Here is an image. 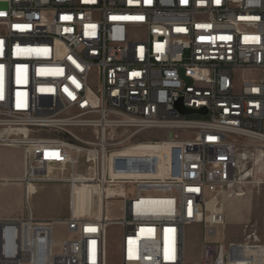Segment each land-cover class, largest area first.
<instances>
[{"label":"built area","instance_id":"1","mask_svg":"<svg viewBox=\"0 0 264 264\" xmlns=\"http://www.w3.org/2000/svg\"><path fill=\"white\" fill-rule=\"evenodd\" d=\"M0 12V146L22 150L24 206L0 218V264H107L109 224L121 264H264L254 224L215 239L235 187H264L245 168L264 158V0H0ZM139 141L169 152L154 167L128 151ZM44 184L68 188L65 218L33 215ZM79 187L95 190V214L75 211ZM192 224L203 236L187 261Z\"/></svg>","mask_w":264,"mask_h":264},{"label":"rangeland","instance_id":"2","mask_svg":"<svg viewBox=\"0 0 264 264\" xmlns=\"http://www.w3.org/2000/svg\"><path fill=\"white\" fill-rule=\"evenodd\" d=\"M148 133L138 134L134 139L141 140ZM157 131H151L150 135H157ZM162 136V135H161ZM131 153L151 156V164L156 167L157 159L167 155L169 149L160 142H136L131 146ZM128 151H125L128 153ZM253 167L254 175H261L264 178V158L262 162L252 165L248 162L245 168ZM148 175V174H146ZM59 184H45L38 188V191L31 197L30 203L33 215L37 211L45 212L51 218L61 219L68 214V192L67 187H58ZM133 195L131 187L127 186ZM109 189L106 191L109 194ZM236 195L224 199V211L231 219H237L236 223L228 225L225 217L224 224L218 228L215 239L218 242L241 240L243 238V227L246 224H254L257 231L264 235V187L256 185L252 181H247L235 187ZM109 194L108 196H110ZM74 201L77 211L81 214H95L100 207L97 204L96 192L93 188L79 187L75 191ZM120 200L113 198L108 202V217L119 219L121 217ZM35 216V215H34ZM244 216V219H243ZM239 218V219H238ZM242 222L240 223L238 220ZM239 223V225H238ZM239 227V228H238ZM57 238L65 236V229L62 223L55 225ZM202 228L198 224L185 227L184 232V252L187 261H195L199 258L200 246L202 242ZM121 237V227L116 224H109L106 231L107 242V264H121L119 243Z\"/></svg>","mask_w":264,"mask_h":264},{"label":"crops","instance_id":"3","mask_svg":"<svg viewBox=\"0 0 264 264\" xmlns=\"http://www.w3.org/2000/svg\"><path fill=\"white\" fill-rule=\"evenodd\" d=\"M22 163L23 153L20 148L0 146V218L17 217L22 216L24 214L21 184ZM40 186H38V188ZM56 186L65 187V185L61 184ZM38 188L36 192L38 191ZM34 215L38 219L51 218L45 212L42 211H37ZM225 217L227 218V220L229 219L228 225L237 222V219H231L226 214V212ZM243 219H241V221H238L241 223Z\"/></svg>","mask_w":264,"mask_h":264},{"label":"water","instance_id":"4","mask_svg":"<svg viewBox=\"0 0 264 264\" xmlns=\"http://www.w3.org/2000/svg\"><path fill=\"white\" fill-rule=\"evenodd\" d=\"M180 71L182 73V70H180ZM187 81H189V80H187ZM175 108L178 112H180L182 114H187V115L193 114V113H200V114L205 113V109L195 110V109H191V108H186V107H183L180 102L175 104Z\"/></svg>","mask_w":264,"mask_h":264},{"label":"bare ground","instance_id":"5","mask_svg":"<svg viewBox=\"0 0 264 264\" xmlns=\"http://www.w3.org/2000/svg\"><path fill=\"white\" fill-rule=\"evenodd\" d=\"M17 148H19V147H17ZM38 188V187H37ZM77 189V188H76ZM76 189H75V191H76ZM75 191H74V195H75ZM107 191V190H106ZM113 193V190H110L109 191V194H112ZM109 194H107V192H106V195H109ZM24 207V206H23ZM75 211L77 212V213H79L78 211H77V205H76V202H75Z\"/></svg>","mask_w":264,"mask_h":264},{"label":"snow or ice","instance_id":"6","mask_svg":"<svg viewBox=\"0 0 264 264\" xmlns=\"http://www.w3.org/2000/svg\"><path fill=\"white\" fill-rule=\"evenodd\" d=\"M4 15H5V13L0 12V16H4ZM136 19H143V17H136ZM134 75H135V73H134ZM90 230L94 231V229H90ZM166 255H167V251H166Z\"/></svg>","mask_w":264,"mask_h":264}]
</instances>
